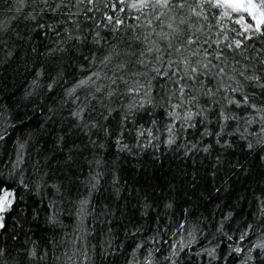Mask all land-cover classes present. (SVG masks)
Here are the masks:
<instances>
[{
    "label": "snow or ice",
    "instance_id": "6c2138e0",
    "mask_svg": "<svg viewBox=\"0 0 264 264\" xmlns=\"http://www.w3.org/2000/svg\"><path fill=\"white\" fill-rule=\"evenodd\" d=\"M0 264H264V0H0Z\"/></svg>",
    "mask_w": 264,
    "mask_h": 264
},
{
    "label": "trees",
    "instance_id": "16d2710c",
    "mask_svg": "<svg viewBox=\"0 0 264 264\" xmlns=\"http://www.w3.org/2000/svg\"><path fill=\"white\" fill-rule=\"evenodd\" d=\"M13 139H14V137H13ZM8 147H9V149H11V144H9ZM165 148H166V146L162 145L161 149L159 150L160 156H161V162H164L165 164H167L168 161L171 160V163H173V164L183 162L185 165H189L191 163L190 160H186V161L179 160L176 157L175 153H173L172 151H166ZM113 151H115V149H113ZM155 151L156 150H154V149H148L147 150L148 155L146 157H144V159L145 160L150 159L153 152H155ZM4 159H5V161H7L6 156L4 157ZM133 164H134V158H131V157H126V158L122 159V161H121V167L123 168L124 180L128 181L129 183L131 182V178L136 173L140 172V169H135V171L133 170ZM86 171H87V166L85 165V172ZM210 182L211 181H209V183ZM72 191H73V196H74L75 195V189H73ZM32 199L36 202L35 207H37L38 209L43 210L46 208V202L41 203V198L36 196L34 193L32 194ZM209 207H211V205ZM244 207H247V206L244 205ZM48 211H51V209H49ZM197 215H199V213H197ZM61 217H62V219L65 220V223L67 224V227L65 229H63V231H65L69 234L68 238H66V244H67L69 250H71L72 241L75 239V229L73 227V221L68 219L67 213H62ZM43 219H44V215H43V211H41L40 220L34 222V224L32 226L33 237L35 239L40 240L42 245L45 243L47 238L52 235V231L50 230L48 225L44 224ZM217 219H218V217H217ZM86 223L91 225V220L90 219L87 220ZM60 235L62 236V233ZM59 238L60 237L58 236V239ZM176 239H179V236H177ZM22 241H23V237H20V238H18L17 243L22 242ZM10 243H12V242H10Z\"/></svg>",
    "mask_w": 264,
    "mask_h": 264
}]
</instances>
